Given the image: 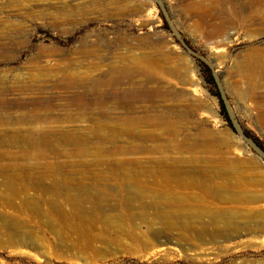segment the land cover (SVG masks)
<instances>
[{"label":"rangeland","instance_id":"obj_1","mask_svg":"<svg viewBox=\"0 0 264 264\" xmlns=\"http://www.w3.org/2000/svg\"><path fill=\"white\" fill-rule=\"evenodd\" d=\"M0 89V264H264V0H0Z\"/></svg>","mask_w":264,"mask_h":264},{"label":"bare ground","instance_id":"obj_2","mask_svg":"<svg viewBox=\"0 0 264 264\" xmlns=\"http://www.w3.org/2000/svg\"><path fill=\"white\" fill-rule=\"evenodd\" d=\"M250 8L252 12L257 11V9H260L261 5H256V4H250ZM237 68H240L242 71V74L245 79L247 80H252L257 76H260L263 74V67L261 64V53L258 51H253L250 54H248L242 64H239ZM18 94L17 92L14 91H9L6 89H0V98L1 99H6L8 97L16 96ZM225 199V198H224ZM228 202H240L241 198L232 196L231 198L226 199ZM246 203L248 204H255L256 199L255 198H249L245 200ZM258 219V224L264 223V213H260L257 215ZM262 233L264 232L263 228L261 229Z\"/></svg>","mask_w":264,"mask_h":264},{"label":"trees","instance_id":"obj_3","mask_svg":"<svg viewBox=\"0 0 264 264\" xmlns=\"http://www.w3.org/2000/svg\"><path fill=\"white\" fill-rule=\"evenodd\" d=\"M219 100H220V105H221V109H222V111H221L222 116L226 119V121L229 123V125L231 127H233L232 121L229 117L228 111L226 109V106H225L223 100L220 97H219ZM254 141L261 148V150L264 152V147L257 140L254 139Z\"/></svg>","mask_w":264,"mask_h":264},{"label":"water","instance_id":"obj_4","mask_svg":"<svg viewBox=\"0 0 264 264\" xmlns=\"http://www.w3.org/2000/svg\"><path fill=\"white\" fill-rule=\"evenodd\" d=\"M238 129V128H237ZM264 156V155H263Z\"/></svg>","mask_w":264,"mask_h":264}]
</instances>
